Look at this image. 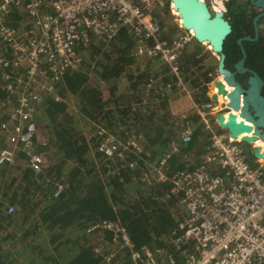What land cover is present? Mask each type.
Here are the masks:
<instances>
[{
  "label": "trees",
  "instance_id": "1",
  "mask_svg": "<svg viewBox=\"0 0 264 264\" xmlns=\"http://www.w3.org/2000/svg\"><path fill=\"white\" fill-rule=\"evenodd\" d=\"M169 3L165 0L164 12ZM232 6L230 15L240 12L239 4ZM247 12L232 14L239 19L232 16L241 31L252 27L253 13ZM12 13L14 21L7 23L15 27L26 13L17 8ZM259 35L261 52L253 48L255 53L247 54L246 61L264 80V27ZM192 40L198 46L182 52L178 74L166 64L167 73L156 82L159 91L155 92L147 89L146 81L156 70L134 68L129 30L123 28L105 42L109 51L100 52L94 44L80 49L78 67L66 69L54 92L44 95L36 107L37 137L32 151L45 155L40 171L34 172L27 164L0 167V264H106L107 258L111 264H134L129 250L121 248L113 232L101 226L113 221L125 228L135 249L146 247L153 252L155 264H171V258L175 264L183 262L186 246L178 249L171 238L186 214L184 209L183 215L179 212L184 208L181 194L171 192L169 177L184 170L183 154L205 150V146L197 148L204 126L194 130L188 143L175 141L181 123L178 115H170L168 100L176 98L174 91L181 81L193 91L195 104L210 102L206 84L211 78L201 79L214 71L204 67L202 54H197L199 43ZM230 41L228 35L223 44L228 69L236 60L228 49ZM254 44L246 46L251 49ZM90 70L98 82L107 84H90ZM5 72L12 74L10 68ZM4 84L0 68V125L12 105ZM191 117L197 121L200 116ZM92 130L95 135L91 136ZM110 134L130 139L138 148L129 145L132 149L126 154L120 149L121 155H104L96 146ZM3 140L0 130V146ZM169 152L167 177L158 181L152 168ZM18 156L19 164L28 158L25 153ZM96 224L100 226L93 228Z\"/></svg>",
  "mask_w": 264,
  "mask_h": 264
},
{
  "label": "built area",
  "instance_id": "2",
  "mask_svg": "<svg viewBox=\"0 0 264 264\" xmlns=\"http://www.w3.org/2000/svg\"><path fill=\"white\" fill-rule=\"evenodd\" d=\"M161 6L162 0H0V68L12 98L8 117L0 125V167L15 164L18 154L25 153L27 166L40 171L42 155L32 151L36 107L44 94L54 92L66 69L78 67L80 49L93 40L108 42L125 28L134 40L135 54L158 57L178 74L179 57L192 34L163 37L156 17ZM13 8L26 13L24 25L7 23ZM7 68L12 74L5 72ZM178 85L184 89L181 81ZM190 135L188 128L182 131L181 142L188 143ZM119 147L110 134L96 149L112 156L121 155ZM207 151L221 174L184 169L169 177L170 190L181 194L186 214L171 238L178 249L186 246L181 264H264V168L248 162L242 142L228 131L215 134ZM170 154H163L152 168L158 181L167 177ZM101 226L129 250L134 264H155L153 252L135 249L122 225L113 221ZM170 262L175 264L172 258ZM106 264H111L109 258Z\"/></svg>",
  "mask_w": 264,
  "mask_h": 264
},
{
  "label": "water",
  "instance_id": "3",
  "mask_svg": "<svg viewBox=\"0 0 264 264\" xmlns=\"http://www.w3.org/2000/svg\"><path fill=\"white\" fill-rule=\"evenodd\" d=\"M169 2L179 17L181 27L191 33L194 40L207 44L211 52L218 55L216 72L221 79L216 80L214 85L218 94L227 97L224 108L219 111V114L223 115L220 116V124L226 128L232 138L236 139L238 134H243L238 139L250 145L251 154L255 158L264 160V96L262 95L264 81L257 72L244 67L245 54L236 64V71L226 68L223 44L231 32V26L223 15L220 1L215 4L219 8L216 11H212L205 0H169ZM251 2L257 7H262L264 14V0H251ZM258 17L253 20L255 26ZM244 71L250 72L246 88H243L235 77L236 73ZM257 141L262 145L255 146Z\"/></svg>",
  "mask_w": 264,
  "mask_h": 264
},
{
  "label": "rangeland",
  "instance_id": "4",
  "mask_svg": "<svg viewBox=\"0 0 264 264\" xmlns=\"http://www.w3.org/2000/svg\"><path fill=\"white\" fill-rule=\"evenodd\" d=\"M162 1H163V6L159 7V9H157V11H156L157 20L162 25V27H161L162 36L167 38V39H172L173 37H175V36H177L179 34L189 33L187 30H185L184 28L181 27L179 17L177 15L176 11L174 10V8L171 7L170 3H169V7H167V12L163 11V9H164L163 7L165 6V0H162ZM205 1L208 3V5L210 7L211 4H212V3H210V0H205ZM13 19H14V14L11 13V15L9 16L8 20L11 21ZM26 21H27V18L25 16H22V18L19 20V22H17V26L18 25H20V26L24 25ZM192 39L193 38H191L189 43L184 47L183 54H184L185 50H190L192 45H196L195 42ZM92 44L96 45L97 48L100 49V52L106 51V50H108V51L110 50L109 47H108V44H106L105 42H99L97 40H93L92 43L90 44V46ZM197 46L198 45H196V47ZM199 48H201V49H199V53H197V54H202L203 58H202L201 61H202V63H204V67L214 69V71L210 72L208 75L205 76V78L206 77H210L211 78V80L206 84V86L208 87V94H210L209 96L211 97L212 100L210 102H206L204 105L201 104L202 106H200L198 104H194L193 105V109H188V111H186V112L182 111L181 113H179V110H176L174 112L173 116H177L178 115V117L180 119V123H181V126H179L180 132L177 134V136L175 138V141H178V142L180 141V135H181L182 131H184L185 129L188 128L191 131V135H192L194 130L199 125L203 124L204 128H203L202 140H200L199 143H197V148L199 146H201V147L202 146H206V151H204V152H208L207 151V146L210 145L211 139H212V137L210 135H214L216 133H221V132L227 131L226 128L223 127L220 124V122H221L220 116H223V115L219 114V111L224 108L225 101H227V98H226V95L218 94L217 90L215 88V85H214V82L216 80H220L221 79V76L219 74H217V72H216V65H217V61H218V55L217 54L216 55L213 54L211 52V50L209 49V46L207 44L199 43ZM134 52L135 51L132 48L130 53L134 57V63H133L134 68H140L141 69L143 67V70H144L145 67L147 66L149 68H153L157 72L156 75H154L155 77L152 76L153 78H149L146 81L147 89L150 90L152 88L153 91H159L158 88L156 90V87H155L156 83L155 82L159 81V79L161 77L164 78V76L166 75V73H167L166 64L163 63L161 60H159L158 57H153L151 59H146V58L141 57L138 54H135ZM96 58H99V57H96ZM154 58H156V59H154ZM94 63L95 62H93L91 64V67L94 65ZM89 72H91L89 74V77H90V82L89 83L90 84H92V85L96 84L99 87H104L107 84L106 82H102V81L98 82L97 79L94 76L93 71L90 70ZM110 83H112V82H110ZM204 84H205V82H204ZM185 88L186 87L184 86V89ZM226 88H227V90H229V88L227 86H226ZM184 89H182V87L181 86L179 87V85H178L177 86V90L174 91L175 94L173 96L176 97L178 95H184L189 90V89L186 88V91H184ZM194 91L197 92L196 89H194ZM44 95H47V94H44ZM156 103H157V101L153 100V104H156ZM196 108L199 111L203 112V114H202L203 117L196 112L197 111ZM203 110H205V112ZM169 112H170V115L172 116L171 110H169ZM159 113L160 114H165L163 111H160ZM197 114L200 116L199 120H197V121L192 120L191 116H194V115H197ZM189 117H191V118H189ZM171 118L172 117H170V119H168V120L171 121L172 120ZM94 131L92 130L91 136L95 135ZM191 135H190V140H191ZM206 137L208 138V141L210 140V143L208 145H206V143H205V139L207 140ZM116 139L118 140V143L120 145L119 149H121V152H125V154H126L127 151L131 150L132 148L133 149H137L138 148L137 145L133 144V142L130 139H123V138H120V137L116 138ZM129 145H132V148H130ZM242 145H243V148H244V154L246 155V157L248 159V162L252 166L259 167V168H264V160L257 159L251 154L250 147H249L250 145H247L246 143H244ZM204 152H200L198 154H204ZM195 154H197L195 149L192 150L188 154L185 153V159H188L186 161L187 162V166L202 165L203 164V162H201L203 160L202 159V155L199 157L200 159H197ZM41 155H42L43 164H44L45 161H46L45 155H43V154H41ZM19 160H21V156L16 161L15 165L24 166L26 164L25 160H23V162H24L23 164H19L18 163ZM11 165H14V164H11ZM198 170H203V171H207V172H211V173H217V174L221 173V170L218 169L217 171H213V170H209V167L207 169H206V167L205 168L200 167ZM183 209H184V212H185V207L181 208L179 210V212L182 215H183Z\"/></svg>",
  "mask_w": 264,
  "mask_h": 264
},
{
  "label": "flooded vegetation",
  "instance_id": "5",
  "mask_svg": "<svg viewBox=\"0 0 264 264\" xmlns=\"http://www.w3.org/2000/svg\"><path fill=\"white\" fill-rule=\"evenodd\" d=\"M218 1H220L221 5L223 7L224 17L227 19V21L229 22V24L231 26V32L229 33L231 41H230V44L228 46V49L232 51V54H234V57L236 58V60H234L230 64L229 70L230 71H236V64L238 63V61L240 59H242L243 54H245L244 67L256 72V70L251 68V63L247 62L246 58L248 56L247 54L255 53L254 51L251 52L253 48H258V53L261 52V39H259V36H260L259 34H260L262 28L264 27L263 26L264 23H260V21L264 22L263 8L253 5L251 0H210V3L215 5V4H217ZM234 4H239L240 12H233L232 11V14H236V13L241 14L244 12L246 13L247 10H248L247 13H253L252 27L251 26L248 27V29L246 31H244V30L241 31V30L237 29V26L235 25L237 23H235L234 19L232 18L233 15L229 14L230 9L233 7L232 5H234ZM210 8L212 11L219 10V8L217 6H216V8H217L216 10L212 9V7H210ZM226 15H228V16H226ZM257 16H259V17L256 21V26H255L253 20ZM233 17H236V16H233ZM236 20L239 21V19L237 17H236ZM233 41H234V43H233ZM246 43H252V44L255 43V44L252 46L251 49H249L246 46ZM237 48H238V51H237ZM242 49L244 50V53H243ZM239 54H241V57L237 58L239 56ZM249 75H250L249 71H244L243 73H236V75H235L236 79L238 81L239 80L241 81V82L240 81L239 82L241 83L243 88L247 87V79H248ZM204 79H205V76H203L201 80H204ZM262 90H263V87H262ZM262 95H263V93H262Z\"/></svg>",
  "mask_w": 264,
  "mask_h": 264
},
{
  "label": "crops",
  "instance_id": "6",
  "mask_svg": "<svg viewBox=\"0 0 264 264\" xmlns=\"http://www.w3.org/2000/svg\"><path fill=\"white\" fill-rule=\"evenodd\" d=\"M184 91H186V88L184 89ZM153 92H155V91H153ZM168 102H169V105H170L169 107H170L172 116H173V114H174V112L176 110H179V113H181L182 111L183 112H186V111H188V109H193V105L195 104L194 101H193V99H192V91L190 92V90H188V92H186L184 95H178V96H176L175 99H171L170 100V98H169ZM180 142H181V138H180ZM258 144L259 145H262V143H258ZM204 151H206V146H205V150L203 148V151L202 152H204ZM195 155H196V158L197 159H200L199 157L202 155V159L203 160L201 162H203V164L202 165L187 166V162L186 161L188 159H185V154H183L182 155V158H183V161L185 162V168H184L185 170H189V169H191V170H198L200 167H202V168H205L206 167V169L209 167V170H213V171H217L218 169L221 170L220 168H218L214 164V162L212 160L208 159L209 156H207V152H204V154H198L197 153ZM221 173H222V170H221Z\"/></svg>",
  "mask_w": 264,
  "mask_h": 264
},
{
  "label": "bare ground",
  "instance_id": "7",
  "mask_svg": "<svg viewBox=\"0 0 264 264\" xmlns=\"http://www.w3.org/2000/svg\"><path fill=\"white\" fill-rule=\"evenodd\" d=\"M229 88V87H228ZM226 102V101H225ZM217 134V133H216ZM215 135V134H214ZM214 135H212V137L214 136ZM243 136V134H238L237 135V138H241ZM258 143H261L260 141H257L256 143H255V146H257V145H259Z\"/></svg>",
  "mask_w": 264,
  "mask_h": 264
}]
</instances>
